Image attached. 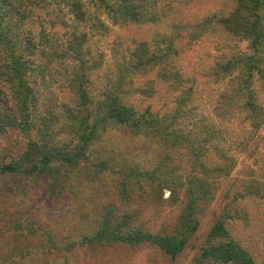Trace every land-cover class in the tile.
I'll return each instance as SVG.
<instances>
[{"label":"trees","instance_id":"16d2710c","mask_svg":"<svg viewBox=\"0 0 264 264\" xmlns=\"http://www.w3.org/2000/svg\"><path fill=\"white\" fill-rule=\"evenodd\" d=\"M9 1L0 0V136L9 129H16L26 142L17 158L0 164V175L18 173L21 178L29 176L34 184L45 178L46 200L64 201L63 206L69 210L70 202L65 199V194L71 190L66 181L68 167L77 165L84 151H89L95 143H105L103 137H108L115 129L129 131L135 138H146L148 148L157 157L147 153L142 159L134 160L132 171H127L126 167L117 170L121 176L118 190L122 200L118 206L110 204L107 207L96 229L83 235L81 242L93 246L147 243L171 259L176 258L187 240L196 233L204 207L214 201L217 178L227 175L234 166L231 146L224 143L227 139L223 132L227 125L209 122L207 116L193 121L185 109L181 110L179 106L192 100L190 87L183 90L181 98L177 99L180 101L176 106L177 113L167 121L150 106L139 107L130 100L134 94L153 95L155 80L148 78L153 69L158 70L160 80L167 82L173 90L183 85L185 76L175 63L178 52L171 37L161 34L151 44L142 40L127 46L125 53H118L117 59L105 69L104 83L101 88L97 85V92L91 90L96 84L90 75L103 67V55H95L92 48L87 45L84 49V46L92 34L85 30L88 25L101 34L110 30L109 25L101 21V14L118 25L157 22L160 18L158 9L172 8V1L178 0H88L86 6L81 0H65L73 17V41L68 51L64 50L61 40L55 41L46 31L43 19L39 21V37L25 34L24 21L32 16L31 11L25 9L22 0ZM49 2L30 0L29 3L34 8ZM173 28L177 34L186 31L192 41L210 31L225 36L224 46L230 47L231 51L219 53L209 69V75L217 80L228 77L226 86L219 91L214 114L221 123L235 118L248 121L252 133L257 132L264 122V108L250 85L257 81L264 89V0H221L216 11L209 12L199 21ZM232 40H246L248 51L234 49ZM52 51L56 52L54 56L61 60L60 63L69 57L75 62L71 73L65 68L63 80L77 95L73 104L61 102L59 111L46 103L43 88L38 85L34 88L28 80L33 74H39L43 86L44 76L52 77L53 81L58 78L60 73L55 67L47 69ZM56 63L59 61H55L54 66ZM139 76L143 78L136 83L135 78ZM186 120L193 124L191 128H187ZM247 139L234 143L236 147L238 144L244 147ZM171 159L189 164L188 171L178 173L179 168L170 164ZM60 166H67L63 176L58 174ZM100 166L105 168V165ZM258 178L259 175L251 174L243 183L245 195L238 191L236 198L244 200L245 196L258 192ZM164 189L169 190L168 201L179 205L178 220L169 231H151L136 226L131 211L119 208L132 190L137 192L140 201L150 196L162 198ZM57 210L60 211L59 207ZM25 218L29 222V233L22 231L26 227L23 223L18 224L24 237L35 234L39 228L33 219ZM234 221L242 222L244 218L234 215L233 206L229 204L211 225L206 244L194 262L264 264L258 262L247 245L235 235ZM43 232L51 246L55 244L54 230ZM26 248L32 251L29 246Z\"/></svg>","mask_w":264,"mask_h":264},{"label":"rangeland","instance_id":"374dc122","mask_svg":"<svg viewBox=\"0 0 264 264\" xmlns=\"http://www.w3.org/2000/svg\"><path fill=\"white\" fill-rule=\"evenodd\" d=\"M29 2L30 0H22L25 9L30 10L32 14L24 21V33L31 34L34 38L39 37L37 34L40 28L39 21L43 19L46 31L53 35L55 41L61 40L64 43V50L68 51V46L73 41V17L65 4L66 1L50 0L49 3L34 8ZM220 2L221 0L172 1V8L158 9L160 18L157 22L118 25L112 24L106 15L101 14V21L110 28L107 33L101 34L90 25L85 29L92 34L84 49H87L88 45L94 50L95 55L97 53L103 55V67L92 71L90 75V79L96 84L91 87L93 92H97V85L100 84L101 88L105 69L112 64L113 59H117L118 53H125L127 46L131 47L138 41L147 40L151 44L153 39L164 34L174 41L178 52L175 63L183 77L185 76L183 85L173 90L167 82L160 80L158 70L153 69L148 76L155 80L153 95L143 97L134 94L130 100L139 107L150 106L153 112L165 117L167 121L172 114L177 113L176 106L180 104L177 99L181 98L183 90L190 87L192 100L179 106L181 110L185 109V113H189L193 121L207 116L209 122L213 120L219 126L227 125L226 129L230 131L229 136L227 130L223 132V136L227 139L224 143L227 142L231 146L234 166L227 175L217 178L218 186L214 201L204 207L196 233L187 240L180 254L171 259L159 248L147 243L137 246L127 244L93 246L81 242L83 235L96 229L97 222L107 207L110 204L118 206L122 200L118 190L121 176L117 170L126 167L127 171H132L135 169L134 160L142 159L147 153L157 157L154 151L148 148V139L135 138L129 131L120 128L112 130L110 136H104L105 143H95L89 151H84L77 165L68 167L70 170L66 181L71 190L65 194V199L70 202L69 210L63 206L64 201L46 200L48 194L45 178L42 177L34 184L29 176L21 178L18 173L0 175V264H198L194 262V258L199 256L206 244L211 225L229 204L233 206L234 215L239 214L244 218L242 222L232 223L235 235L247 245L258 262L264 263V175H262L264 122L257 132L252 133L248 121L239 118L223 123L218 121L214 107L219 91L226 86L228 77L222 81L217 80L209 75V69L219 53L231 51L230 47L224 46L225 36L210 31L204 37L192 41L186 31L181 30L182 34L180 32L177 34L173 28L174 25L199 21L209 12L216 11ZM81 3L86 6L88 0H81ZM232 43L234 49L248 51L246 40L237 42L232 40ZM54 53L56 52L52 51L50 54L47 69L55 67L60 73L57 75L58 78L53 81L52 77L44 76L43 86L40 85L42 77L39 74H33L28 80L34 88H37V85L43 88L46 103L59 111L61 102L73 104L77 95L71 92L63 80L66 77V73H63L65 68L71 73L75 62L69 57L60 63L61 60H56ZM90 56L93 58L92 54ZM55 61L59 63L54 66ZM142 78L136 77L135 82L139 83ZM250 89L256 98L257 96L260 98L264 108L262 85L255 81L254 84L251 83ZM241 116H244V113H241ZM186 121L187 128H191L193 124L190 120ZM244 138H248L246 146L238 144L236 147L234 141H241ZM25 142L26 138L16 129H9L1 135L0 164L17 158ZM211 152L209 149L208 153L212 156ZM214 158L217 157L214 155ZM169 162L172 166H178L177 172L180 174L186 173L190 167L180 160L171 159ZM100 165H105V168ZM65 169L67 166H60L59 176L64 175ZM251 174L255 177L259 175L260 190L254 195L245 196L244 200L236 198L239 195L238 191L242 196L245 195L243 183ZM180 195L182 197V194ZM168 197L169 190L164 189L162 198L155 199L150 196L139 201L137 192L132 190L128 199L119 205V208L131 211L135 216L136 226L151 231H169L178 220L179 205L172 204ZM25 217L33 219L35 225H39L35 234L26 237L20 233L18 227V224L23 223L26 227L22 231L30 232L29 222ZM48 229L55 232L53 235L55 244L52 246L43 232ZM27 246L32 251H28Z\"/></svg>","mask_w":264,"mask_h":264}]
</instances>
